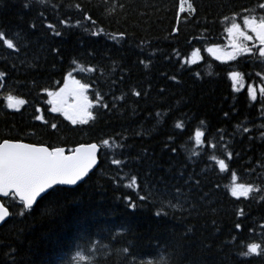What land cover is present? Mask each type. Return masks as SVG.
Instances as JSON below:
<instances>
[{
    "label": "trees",
    "instance_id": "trees-1",
    "mask_svg": "<svg viewBox=\"0 0 264 264\" xmlns=\"http://www.w3.org/2000/svg\"><path fill=\"white\" fill-rule=\"evenodd\" d=\"M187 2L194 11L180 0H0V142L99 146L74 187L31 209L1 200L0 264H264V96L248 90L264 86L261 44L229 60L208 51L233 23L264 17V0ZM66 75L88 85L87 124L50 108ZM9 95L25 100L19 111ZM232 173L253 187L247 198L232 196ZM253 243L261 254L243 255Z\"/></svg>",
    "mask_w": 264,
    "mask_h": 264
},
{
    "label": "snow or ice",
    "instance_id": "snow-or-ice-1",
    "mask_svg": "<svg viewBox=\"0 0 264 264\" xmlns=\"http://www.w3.org/2000/svg\"><path fill=\"white\" fill-rule=\"evenodd\" d=\"M186 3L187 9L185 8ZM261 7L264 8V4ZM186 10L194 11L192 4L188 3L187 0H180L179 11L183 13ZM243 23L246 28L255 34V38L259 40V43L264 45V17H246ZM49 27L52 26L49 25ZM228 33L230 36L238 34L244 40L253 39L252 36L241 31L240 25L236 23L232 24L228 29ZM56 34L59 35V33ZM4 43L7 44L9 49L14 48L10 40H5ZM232 47L233 52L227 54L228 59H235L238 53L249 51L248 48L239 43H233ZM208 51L213 52L219 50L209 49ZM260 55L264 56V48L260 49ZM197 57L198 53H193L191 63H195ZM217 59H220V57L217 56ZM2 76L3 74L0 73V78ZM69 79L75 86L72 89L71 95L77 103L67 107L65 106L67 102L66 90L68 89V84H65L64 89H61L60 93H48L52 97L49 101L50 104H53L52 111L63 112L65 117L71 120L73 124H87L93 118L92 113L88 111L92 107V104L85 95L88 90V85L81 84L78 80H72L71 77ZM231 79L234 85H242V77L239 73H233ZM260 92L264 95V88ZM249 94L251 99H256L254 90H250ZM136 95H139V93H136ZM24 104L25 100L23 99H18L11 95L7 97V106L10 109L19 111L20 107ZM38 119H42V117H38ZM52 127H55V125H52ZM176 127L181 128L182 123H178ZM202 136L203 132L196 131L195 143L197 146L202 145ZM104 143L107 145L108 141H104ZM96 151L97 145L93 144L87 148H78L73 155L66 156L64 150L61 148L49 151L46 147H35L29 144L4 141L0 143V194L5 197H8L10 194L19 197L23 203V207L25 209H31L36 202V198L47 189L52 188L54 185H73L82 179L95 163ZM115 163L119 164V161H115ZM218 164L222 172L228 167L223 159L219 160ZM236 180V174L232 173V181L235 185L231 188L232 196L236 198L241 196L247 198L254 191L253 187L243 183L235 184ZM135 183L136 180L132 179V184L134 185ZM6 216H8L7 210L0 205V222L4 221ZM236 227L239 229L240 225L237 224ZM242 254L245 256L260 255L261 245L253 243Z\"/></svg>",
    "mask_w": 264,
    "mask_h": 264
},
{
    "label": "rangeland",
    "instance_id": "rangeland-1",
    "mask_svg": "<svg viewBox=\"0 0 264 264\" xmlns=\"http://www.w3.org/2000/svg\"><path fill=\"white\" fill-rule=\"evenodd\" d=\"M240 30L245 32L247 35H250L253 37V39L251 40H244L243 37H240L238 34H235L233 36H230L229 33L227 32V42L224 46H214V47H211L209 49H218L219 51H213V52H210L209 53L217 58V56L220 57V60H229L228 57H227V54L228 53H232L233 52V47H232V44L233 43H239V44H243L245 47V43L247 41H258V39L255 38V34L252 33L248 28H246L245 26L242 28L240 27ZM261 48H264V45H261ZM208 49V50H209ZM194 53H198V52H194ZM193 57V54L191 56V59ZM198 58V57H197ZM232 76V75H231ZM69 75H66L65 78L63 79V82L62 84L55 90L53 91L52 93H60L61 92V89H64L65 87V84H68V89L66 90V97H67V102H66V107L67 106H70V105H73V104H76L77 101L74 99V97L71 95V92H72V89L75 87L71 82H70V79H69ZM72 80H75L74 78L71 77ZM233 81V80H232ZM240 87H242V85H238ZM264 88V86H258L257 88H254V87H249V93H250V90H254L255 93L256 92H260V90ZM261 93V92H260ZM85 95L87 96V93H85ZM264 96V95H263ZM52 99V97L49 96V101ZM52 107H53V104H50V108L52 110ZM89 111V109H88ZM60 114H62L64 117V113L63 112H58ZM66 118V117H65ZM71 121V120H70ZM235 185H233L234 187Z\"/></svg>",
    "mask_w": 264,
    "mask_h": 264
},
{
    "label": "water",
    "instance_id": "water-1",
    "mask_svg": "<svg viewBox=\"0 0 264 264\" xmlns=\"http://www.w3.org/2000/svg\"><path fill=\"white\" fill-rule=\"evenodd\" d=\"M4 141H8V142H10V143H23V144H29V145H32V146H35V147H46V148H48L47 146H44V145H37V144H30V143H26V142H22V141H12V140H3V141H1L0 143H3ZM93 144H95V145H97L96 143H86V144H78V145H76V146H74L70 151H67L66 150V148L65 147H55V148H48L49 149V151H53V150H55V149H57V148H61V149H63L64 150V154L67 156V155H73L74 153H75V150L76 149H78V148H81V147H84V148H87V147H89V146H91V145H93ZM98 153H99V146L97 145V151H96V161H95V163L91 166V168L88 170V172H87V174L82 178V179H80V180H78L77 181V183L76 184H73V185H54L52 188H54V187H74L75 185H77L78 183H80L81 181H83L92 171H93V169L97 166V164H98ZM52 188H50V189H52ZM50 189H47L44 193H41V195L40 196H38L37 198H36V201L38 200V199H40L44 194H46ZM11 195V194H10ZM15 197V196H14ZM6 197L5 196H3L2 194H0V205H2L6 210H7V212H8V216H6L5 217V219H4V221H2V222H0V225H2L7 219H8V217H9V211H8V209L3 205V203H2V199H5ZM19 202H21L20 201V199H19V197H15ZM22 203V202H21ZM36 203V202H35ZM34 203V204H35ZM23 204V203H22ZM33 204V205H34Z\"/></svg>",
    "mask_w": 264,
    "mask_h": 264
}]
</instances>
